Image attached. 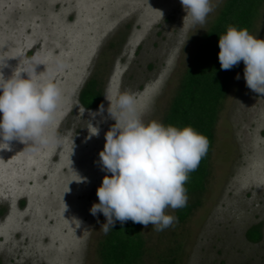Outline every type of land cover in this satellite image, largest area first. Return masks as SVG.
<instances>
[{"label": "rangeland", "instance_id": "rangeland-1", "mask_svg": "<svg viewBox=\"0 0 264 264\" xmlns=\"http://www.w3.org/2000/svg\"><path fill=\"white\" fill-rule=\"evenodd\" d=\"M225 2L211 0L206 22L193 25L180 0H0V73L54 82L62 91L51 129L58 144L27 154L14 140L10 151L0 150V264H102L106 218L90 208L106 175L99 153L115 123L110 102L134 94L143 122L163 124ZM251 35L264 40V7ZM244 68L242 61L223 102L200 206L163 231L142 225L141 264H162L172 253L177 264H264V96L246 86ZM94 76L105 108L95 118L99 107L79 100ZM257 225L263 237L254 243L247 234Z\"/></svg>", "mask_w": 264, "mask_h": 264}, {"label": "clouds", "instance_id": "clouds-1", "mask_svg": "<svg viewBox=\"0 0 264 264\" xmlns=\"http://www.w3.org/2000/svg\"><path fill=\"white\" fill-rule=\"evenodd\" d=\"M180 3L193 25L204 24L214 10L211 0ZM218 46L221 70H231L243 61L246 86L264 96V40L230 25L219 36ZM0 92V150L10 151V142L15 140L26 145L23 152L35 154L60 142L51 131L62 101L56 83H41L28 75L13 74L5 79L0 73ZM104 111L101 104L91 115L103 116ZM107 112L115 123L106 132L99 153L101 171L106 175L97 189L99 203L92 205L90 214L106 218L100 228L105 235L117 221L124 224L129 220L163 231L178 222V217L166 215L165 210L187 206L184 185L207 154L209 141L192 127L178 129L157 121L145 124L134 94L118 95ZM89 127L98 135L97 127Z\"/></svg>", "mask_w": 264, "mask_h": 264}, {"label": "trees", "instance_id": "trees-1", "mask_svg": "<svg viewBox=\"0 0 264 264\" xmlns=\"http://www.w3.org/2000/svg\"><path fill=\"white\" fill-rule=\"evenodd\" d=\"M263 7L264 0H226L219 15L201 37L164 118V126L178 129L192 127L209 141L207 154L198 168L189 173V180L184 185L187 196H192L194 200L177 209L179 222H185L201 204L200 198L206 191L210 176L220 112L242 62L231 70H221L219 36L226 34L230 25L238 30L247 29L251 35ZM103 97L102 83L94 76L83 87L79 100L86 109L92 110L101 105ZM142 229L141 224L130 220L124 224L117 221L99 242L98 253L102 264H141L146 255ZM247 236L251 242H259L263 237L262 226L252 227ZM174 254L164 258L162 264H177L178 257Z\"/></svg>", "mask_w": 264, "mask_h": 264}]
</instances>
